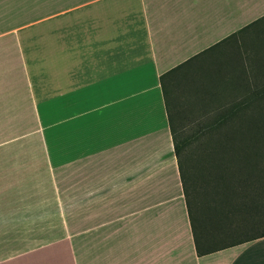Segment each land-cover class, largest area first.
<instances>
[{"label": "crops", "instance_id": "0c3cea01", "mask_svg": "<svg viewBox=\"0 0 264 264\" xmlns=\"http://www.w3.org/2000/svg\"><path fill=\"white\" fill-rule=\"evenodd\" d=\"M259 23L264 0H0V264H264V235L196 254L160 84L177 111L176 68Z\"/></svg>", "mask_w": 264, "mask_h": 264}, {"label": "trees", "instance_id": "16d2710c", "mask_svg": "<svg viewBox=\"0 0 264 264\" xmlns=\"http://www.w3.org/2000/svg\"><path fill=\"white\" fill-rule=\"evenodd\" d=\"M252 61L255 63V72L264 69V60H257V64L254 59ZM179 70L176 68L175 77H178ZM170 72L160 75L164 99L169 108L171 98L165 76ZM182 77L179 75L175 83ZM253 85V89L248 88L235 103L216 114L211 123L193 127L187 136L183 135V129L175 123L177 111L168 108L169 130L197 255L264 235V77L255 80ZM247 86H250V81ZM234 119L236 123L233 126L223 127L224 121L232 123ZM219 133L223 134V138L214 141L205 149L204 154L209 157L210 165L229 171L226 176L228 179L223 183L220 209L214 203L211 210L208 209L209 214L201 217L195 208L191 181L192 154L188 146H199L202 136ZM231 168L236 169L237 173ZM239 232L245 233L238 235Z\"/></svg>", "mask_w": 264, "mask_h": 264}, {"label": "rangeland", "instance_id": "374dc122", "mask_svg": "<svg viewBox=\"0 0 264 264\" xmlns=\"http://www.w3.org/2000/svg\"><path fill=\"white\" fill-rule=\"evenodd\" d=\"M248 31L243 45L212 51L203 58L200 65L184 68L192 69V71L179 70V75H184L185 79L181 78L172 86V89L178 108L175 123L183 129V135L187 136L194 129L193 127L211 123L216 114L222 113L223 109L235 103L248 88L253 89L255 80L258 81L264 77V69L257 73L254 69L255 63H252V59L256 61V64L257 60H264V24H256ZM237 59L239 63L236 64ZM227 61L233 64H231L232 76L228 74L227 67L221 66ZM248 81L250 86L246 87ZM235 123V119L232 123L226 120L223 127H230ZM207 135L201 137L199 146L194 144L188 146V151L192 154L191 181H193L195 208L196 212L198 209V215L201 217L209 214L208 211L214 203L219 209L222 206L220 201L223 196V183L227 181L226 176L229 173L228 170L224 171L220 167L210 165L209 157H205L204 154L205 149L214 141L223 138V134ZM231 170L237 173L236 169L231 168ZM244 233L239 232L238 235Z\"/></svg>", "mask_w": 264, "mask_h": 264}]
</instances>
